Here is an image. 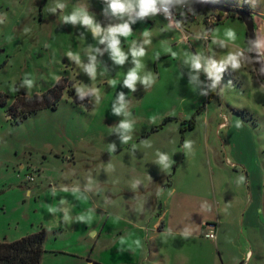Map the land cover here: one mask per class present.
I'll list each match as a JSON object with an SVG mask.
<instances>
[{
  "label": "rangeland",
  "instance_id": "374dc122",
  "mask_svg": "<svg viewBox=\"0 0 264 264\" xmlns=\"http://www.w3.org/2000/svg\"><path fill=\"white\" fill-rule=\"evenodd\" d=\"M163 1H170L175 9L183 3L194 6V0H157L156 5ZM239 1L254 9L255 21L264 17V0ZM130 3L131 10L113 14L108 0H0V239L6 234L9 239L27 235L45 222L51 247L72 249L83 257L63 260L49 258L54 253L47 252L42 264H87L88 256L113 260L121 250L116 248L131 242L123 238V226L109 225L107 232L94 235L81 220H73L76 210L68 204L75 205V198L62 195L63 212L58 200L41 195L49 184L84 185L82 179L88 178L90 186L107 182L99 186L102 202L111 203L113 220L127 215L145 220V227L155 213L158 217L166 209L167 202L173 208L186 203L193 220H208L228 208L254 236L257 248L251 264H260L264 87L252 79L247 56L229 51L224 41L240 33L236 21L240 17H225L206 39L205 11H199L196 19L183 22L190 36L185 42L176 28L149 18L150 12L139 15L138 0ZM79 9L92 17L99 33L80 22L63 20ZM123 24H128L131 34H116L125 56L120 64L108 30ZM243 33L247 38V26ZM141 50L143 55H133ZM157 54L162 55L159 71ZM232 55L249 77L246 86L233 82L224 68ZM212 65L216 68L209 72ZM90 66L94 72L88 71ZM133 71L137 79L129 87L126 81ZM64 76L76 87L75 94L66 88L56 108L40 109L21 122L11 117L9 107L19 95L42 94ZM77 94L87 95L89 104L77 100ZM200 106L204 109L198 112ZM244 106L251 111L238 112ZM193 116L195 125L189 127L187 120ZM164 121L162 128L151 131ZM117 158L128 159L130 167L118 166ZM217 169L223 175L222 182L216 178L217 185L224 186L219 192L213 180ZM158 173L164 174L165 182L177 173L174 177L181 180L177 191L149 188L151 174ZM28 174L34 180H28ZM28 187L30 194L25 192ZM151 195L155 204L148 201ZM56 216L69 220H53ZM98 216L103 220L106 213L100 211ZM149 241L141 238L143 250L134 259L142 260Z\"/></svg>",
  "mask_w": 264,
  "mask_h": 264
},
{
  "label": "crops",
  "instance_id": "0c3cea01",
  "mask_svg": "<svg viewBox=\"0 0 264 264\" xmlns=\"http://www.w3.org/2000/svg\"><path fill=\"white\" fill-rule=\"evenodd\" d=\"M219 2L231 5L238 6L254 12V9L250 7L248 4L243 3L241 1L235 0H217ZM170 2V1H168ZM173 6V5H172ZM174 7V6H173ZM175 9V8H174ZM177 11H181L182 7L176 9ZM201 11H205L204 21L206 20V15L211 14L212 10L202 9ZM197 11L196 14H198ZM155 13V12H150ZM156 14V13H155ZM159 15V14H157ZM264 16V13H261ZM161 16V15H160ZM232 15L226 16L230 17ZM234 17H240L235 16ZM197 17V15H196ZM196 17H189L188 15L185 17L184 23L190 18L196 19ZM238 26L240 27V33L234 34L235 39L224 40L229 48L233 51H237L238 53H243L247 56L250 62V75L255 82H258L264 87V83L260 78V74L258 72L256 63L254 61L253 55L250 52V44L248 40V35L243 33L246 29V25L242 20V17L237 18ZM158 20V19H157ZM160 21V20H159ZM207 23V21H205ZM257 24V38L259 43L260 51L264 57V17L258 21H255ZM94 31V30H93ZM215 29L208 27V32L206 35L211 34ZM95 32V31H94ZM242 32V33H241ZM190 37V36H189ZM203 36H197V38H201ZM183 41H187L185 38L181 36ZM189 41V40H188ZM157 63L159 65V58L162 56L161 54H157ZM222 59V58H221ZM224 62V61H223ZM225 63V62H224ZM227 68V72L231 73L233 76V82L241 83V86H246L245 82H249V77L241 71V67L233 68L232 64L224 66ZM160 69V65L158 66V71ZM247 88V87H246ZM245 109L251 111V107L244 106ZM250 108V109H249ZM238 110V109H237ZM239 112V111H238ZM220 125H223L220 123ZM146 158V157H141ZM144 160V159H142ZM128 159L125 158H117L116 163L118 166H122L124 168L130 167ZM24 166V165H22ZM177 170V169H176ZM222 172V171H220ZM223 173V172H222ZM151 180L149 188H170V191H177L176 189L179 187V176L177 173L169 180L165 182L163 180L164 174H151ZM214 177V189L216 191H222L224 186L222 183L218 186L216 178H221L220 182H222V176L217 169L215 173H213ZM168 176V175H166ZM82 179V178H81ZM79 179V181H81ZM84 185H78L79 183L69 184L57 186L55 184H49V187L45 189L42 194H48L51 196L52 200H58L59 208L63 212H66V207L61 204L62 195L67 196L71 199L75 198V205L73 202L68 204V206L72 209L76 210V217L73 220H81L85 227L90 228L93 234L102 235L107 232L109 225L120 224L122 229L120 232H123V238L131 241L124 245L123 248L118 247L116 250L121 249L118 252L114 253V259L111 261H106L102 257L96 256L95 259H90L88 256L86 263L87 264H142L144 260L147 261L148 264H251L252 260L256 253L257 243L254 239V236L242 227L240 220L233 218V214L230 213L231 210L225 208V213H219L214 215V217L208 220H193V217H190L188 207L186 203H178L175 208L171 206L170 202H167L166 209L161 213H158V217H155L154 220H150L149 227H145V220H132L127 215H118L119 219L122 220H113V214L109 211L111 203H103L102 195L103 191L99 185L107 184L106 181H101L98 184L89 185V179H82ZM159 184V185H158ZM158 185V186H157ZM141 188V187H140ZM183 188V187H182ZM144 190V188H143ZM28 191V194L31 193V188L28 187L25 192ZM189 193V192H188ZM188 193L186 194V198H188ZM153 200L154 204V195H151L148 199L149 203ZM148 203V202H147ZM156 206V205H155ZM108 208V209H107ZM105 212L106 218L103 220H99V212ZM112 214V215H111ZM144 216V215H143ZM53 220H69L66 217H54ZM205 221L217 222L218 224V234L216 239H211L205 235ZM140 222V223H139ZM45 224V225H44ZM44 224L40 225V229L44 227L46 229V240L44 243L45 251L43 253L42 259H44L45 255H48L47 252L54 253V256H48L49 258L59 257L60 259L70 260L73 257H83L77 251L68 248H61L57 246L51 247L48 243L49 236L48 230L50 229L49 225L44 222ZM47 226V227H46ZM38 229V230H40ZM37 230V231H38ZM56 230V229H55ZM35 232V231H34ZM5 239L3 240H14L9 239L8 234L5 235ZM24 236V235H23ZM22 237V236H21ZM19 237V238H21ZM141 238L150 239L149 241V249L147 253H143L142 260L134 259L136 253L141 252L143 249V244L141 242ZM18 239V238H16ZM123 239V242H125ZM135 239L139 240L138 244L135 243ZM1 240V239H0ZM134 241V243L132 242ZM145 247V245H144ZM115 249V248H114ZM145 249V248H144ZM60 256H56L59 255ZM79 254L80 256H77ZM134 254V255H133ZM260 264H264V249L262 248L260 254ZM139 260V261H138ZM101 262V263H100ZM105 262V263H104ZM42 264V263H41Z\"/></svg>",
  "mask_w": 264,
  "mask_h": 264
},
{
  "label": "trees",
  "instance_id": "16d2710c",
  "mask_svg": "<svg viewBox=\"0 0 264 264\" xmlns=\"http://www.w3.org/2000/svg\"><path fill=\"white\" fill-rule=\"evenodd\" d=\"M195 11H201L202 9H210L218 13V21L207 23L208 27L213 28L215 24L224 20L226 15L222 11L211 9L199 1L194 0ZM180 15L184 16L183 12ZM230 15H236L231 13ZM186 17V16H184ZM206 21V20H205ZM264 83V82H263ZM69 88L72 94H75L76 87L73 86L72 81H69L67 77H62L58 80L57 84L42 94L34 95H19L15 102L9 107V113L12 118L17 122H21L24 117L29 114L38 111L43 108H56L59 100L62 98L63 91ZM79 101H84L89 104L87 95H76L75 97ZM204 106H200L198 112H201ZM245 108H239L238 111L245 112ZM168 120V119H166ZM189 127H194L196 122V116H193L189 120ZM165 121L162 124L156 125L151 131L158 130L163 127ZM184 128V127H183ZM148 131L144 136H148ZM46 240V229L42 227L40 230L29 233L21 238L11 241L0 240V264H41L43 253L45 251L44 243Z\"/></svg>",
  "mask_w": 264,
  "mask_h": 264
},
{
  "label": "clouds",
  "instance_id": "9594fccd",
  "mask_svg": "<svg viewBox=\"0 0 264 264\" xmlns=\"http://www.w3.org/2000/svg\"><path fill=\"white\" fill-rule=\"evenodd\" d=\"M108 3H109V7L111 8L113 14L124 13L125 11L131 10V8H132L130 0H108ZM156 3H157V0H138V4H139V8H140L139 15L143 16L149 12H154L156 10ZM63 20L64 21H71L73 24L80 22L83 25H86L89 28H92L96 33H99L101 30L98 25L94 24L92 17H90L87 14V12L83 9L77 10L76 12H74L70 16H64ZM108 32L111 36L110 47L112 48L114 58L117 60L118 63L123 64V62L125 60V56L123 55V53L120 51V49L118 47L119 40L116 39V34L120 33L122 35L129 36L131 34V30H130L128 24H123V25H120L118 27L110 28L108 30ZM228 35L231 37L233 35V33L229 32ZM143 54H144L143 50L138 51V52H136V51L133 52V55H136V56H140ZM69 55H71V53H69ZM227 62L231 63L233 68L240 67L238 57L235 55L229 56ZM194 66L197 69H199L201 67V65L198 62H195ZM213 68H216V65H212L208 69V71L211 72ZM88 71L94 72V68L90 66L88 68ZM217 71H222V68H218ZM136 79H137V76H136L135 71L130 72L128 74V78L126 81L127 85L129 87H132L133 82ZM122 127L127 128L128 125L123 124Z\"/></svg>",
  "mask_w": 264,
  "mask_h": 264
},
{
  "label": "water",
  "instance_id": "95a60500",
  "mask_svg": "<svg viewBox=\"0 0 264 264\" xmlns=\"http://www.w3.org/2000/svg\"><path fill=\"white\" fill-rule=\"evenodd\" d=\"M196 1L201 2L202 4L206 5L207 7L211 9L222 11L225 13L226 16H229L231 13H235L243 18L247 26V35H248V40L250 44V52L253 55L258 72L260 74V78L264 82V57L259 48V43H258V38H257V28H256L255 19H254L252 12L248 9L238 7V6H231V5L219 2L217 0H196ZM148 16L151 19L160 20L164 24V26H166L167 28L172 27L160 15H157L155 13H149Z\"/></svg>",
  "mask_w": 264,
  "mask_h": 264
},
{
  "label": "built area",
  "instance_id": "2783aa9c",
  "mask_svg": "<svg viewBox=\"0 0 264 264\" xmlns=\"http://www.w3.org/2000/svg\"><path fill=\"white\" fill-rule=\"evenodd\" d=\"M154 12L156 14L161 15L170 26L180 31L182 33L183 38H185L186 40L189 39V34L186 32L183 19H185L184 16H187V15L189 17H196L197 11H195L194 6H189L188 4L183 3L182 10L177 11L176 9H174V7L172 6L170 2L163 1L156 5V10ZM180 12H183L185 15L184 16L180 15ZM216 19H219V16H218V13L215 11L212 12L211 14L206 15V21L208 24L215 21ZM205 38L210 39V36L205 35ZM34 178L35 176L33 174L27 175L28 180H34ZM217 234H218L217 222L206 221L205 222V235L212 239H216Z\"/></svg>",
  "mask_w": 264,
  "mask_h": 264
}]
</instances>
